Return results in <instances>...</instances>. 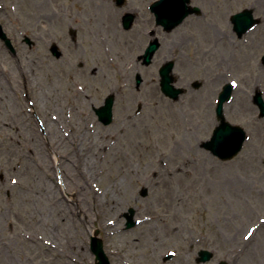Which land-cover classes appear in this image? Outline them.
I'll list each match as a JSON object with an SVG mask.
<instances>
[{
  "label": "rangeland",
  "instance_id": "1",
  "mask_svg": "<svg viewBox=\"0 0 264 264\" xmlns=\"http://www.w3.org/2000/svg\"><path fill=\"white\" fill-rule=\"evenodd\" d=\"M129 1L119 9L113 0H96V4L90 0H0V22L17 49L12 55L0 41V264H95L90 240L96 230L110 264H199L201 250L214 253L208 264H264V248H258L264 228L250 246L238 245L248 243L249 227L264 225L260 222L264 216V202H260L264 197V119L253 102L257 90L264 95V0H194L192 5L207 14L216 35L209 42L200 35L193 38L190 31L198 33V25L181 24V32L190 40L181 48L176 44L177 29L171 33L157 29L161 49L150 67L139 64L137 56L145 51L151 40L148 32L155 27L146 6L151 0ZM102 2L117 12L113 19L122 37L113 39L112 19L97 7ZM247 8L261 22L255 31L238 38L226 22ZM125 10L138 14L129 31L122 27ZM69 29L76 31V42ZM33 33L39 43L31 48L23 39ZM61 36L64 55L56 61L45 44ZM219 36L233 45L225 58L219 53ZM138 38L140 46L130 50L127 44ZM105 45L107 51L111 48L114 63L104 54ZM249 48L254 50L252 58L240 68ZM98 54L101 70L97 73L92 64ZM172 59L176 86L187 90L176 102L161 92L158 74L160 66ZM122 67L130 73L132 87L137 73L144 78L140 92L123 88L122 82L128 81L117 73ZM23 77L42 112L38 116L45 134L26 112ZM108 77L109 83H104ZM54 79L57 87L51 91ZM207 80L218 87L210 88ZM73 81H77L74 86ZM200 81L204 85L193 89L191 84ZM230 81L239 90L234 92L235 101L225 106V115L230 123L243 127L249 138L237 157L221 161L202 144L217 125L214 104L219 89ZM110 93L117 97L115 117L104 126L94 108L101 107ZM203 95L208 96L205 104L210 107L204 111L202 105L201 112L195 104ZM244 101L250 105L246 111L240 109ZM137 103L142 105L140 111ZM70 106L74 112L67 110ZM52 111L59 126L50 116ZM98 127L109 134L99 149L89 147L98 160L88 172L91 177L86 176L87 182L78 176L67 180L65 174L83 171L81 148L69 142L78 137L86 149L87 136L94 141ZM179 140L187 151L175 144ZM250 154L255 158L250 159ZM221 180L234 181L239 187L226 191ZM82 190L89 194L82 195ZM107 195L120 206L109 210L104 204ZM131 210L135 225L127 229ZM153 233L155 239L150 237ZM227 237L236 239L226 243ZM231 246L236 250H229ZM170 253L175 256L166 262Z\"/></svg>",
  "mask_w": 264,
  "mask_h": 264
},
{
  "label": "bare ground",
  "instance_id": "2",
  "mask_svg": "<svg viewBox=\"0 0 264 264\" xmlns=\"http://www.w3.org/2000/svg\"><path fill=\"white\" fill-rule=\"evenodd\" d=\"M95 1L96 0H90V3L91 4H96L95 3ZM97 7L101 10V13H106L112 20H111V22H112V29H111V32H112V37H113V39H116V36H118V37H122L121 35H123V33H122V31H120L119 29H118V25H117V21H116V23H115V19H113V18H115V16H116V11L114 10V8H113V6L110 4V3H105V2H102V3H100L99 5H97ZM193 21H195L196 23H198L199 25H200V37L204 40V41H206V42H209L215 35H216V31L215 30H213V28L211 27V25L210 24H208V23H204V22H200V21H198L197 19H195V20H193L192 18H189L187 21H186V23H188V24H190V23H192ZM229 26H232L233 25V22H226ZM181 30H182V26H180V27H178V29H177V32H179L180 34H179V36H178V38H177V40L178 41H183V42H188V41H190L188 38H186L184 35H183V32H181ZM256 30V29H255ZM254 30V31H255ZM113 32H115V33H113ZM218 35H219V33H218ZM220 35H221V33H220ZM218 38H221L220 39V41H222L225 37L223 36V38L221 37V36H219ZM98 40H99V43L103 46V44H102V41H101V38H100V35H99V37H98ZM141 39H135V42H132L131 44L129 43V44H127V47L131 50V49H134V48H136L137 46H140V43H141ZM105 42H106V39H105ZM254 42H255V40H254ZM107 43V42H106ZM231 42H222L221 43V45H220V50H219V53L225 58L226 56H227V54H228V52H230L231 50H232V47H233V45L232 44H230ZM260 43L262 44V41L260 40ZM108 44V43H107ZM108 45H110V44H108ZM213 50V47H211L210 49H209V51H212ZM252 49L251 48H249L248 49V51L250 52ZM252 51H254V50H252ZM251 51V52H252ZM251 52L248 54V56H245V59H243L242 61H241V64H240V68H241V65H242V67L245 65V62L247 61H249L250 60V58H252L251 57ZM104 54H105V52H104ZM109 54H110V56H112V58H111V60H116V58H115V56L114 55H112L113 53H112V50H111V48L109 49V52L107 53L106 52V56H109ZM93 58H94V56H93ZM109 58V57H108ZM120 58H124V59H126V56H124V55H121L120 56ZM101 59V57H100V55L98 54V55H96V57L94 58V64H92V69H96V72L98 73V71L99 70H101L98 66H97V61H99ZM117 60H119V59H117ZM211 66H209V68H210ZM98 75V74H97ZM58 80L57 79H54V83H53V85L51 86V91L52 90H56V87H57V85H54L56 82H57ZM109 81H110V78L108 77V78H106V79H104V83H109ZM208 85H210V88L211 87H214V89H216L217 87H218V84H216V83H213V82H211V83H209ZM216 91V90H215ZM241 92V91H240ZM237 97H236V94H235V96H234V99H233V101H235V99H236ZM199 99V101L195 104V106L196 107H200V110H201V112H202V105H203V109H204V111H206V109L208 108V107H210V106H207L206 104H205V102H206V100H208L209 98H208V96L207 95H203V96H201L200 98H198ZM205 99V100H204ZM233 101H232V103H233ZM203 102V103H202ZM232 103H230V104H232ZM245 103V104H244ZM13 105H15V103L13 102ZM204 105H205V107H204ZM246 106H250L249 104H248V102L247 101H244L241 105H240V109L242 110V111H246V109H247V107ZM208 112H211V110H209ZM49 125H51V126H53L54 127V124H52V123H50ZM71 126H73V125H71ZM256 132H258V131H256ZM108 134L109 133H107L104 129H102L101 127H98V129H97V133H96V138H95V140L94 141H90V135H88L87 136V131H85V133H84V137H86L87 136V140H88V142L89 143H87V144H85L86 145V149H87V151H86V149L83 147L82 148V146L84 145L82 142H80L79 143V139H78V137H73V141L74 142H76V144L75 143H72V142H69L72 146H74V145H78L80 148H81V150H80V160H81V162H82V164H83V171H82V173H76V175L75 174H65V177H66V179L67 180H71V179H75V177H77L78 176V178L80 179V178H83V182H87V178L88 177H91V174H88V172L89 171H91L92 172V168L93 167H95L96 165H97V163H98V160H97V156H96V152H91V149L90 148H97V149H99L101 146H102V143H103V140L108 136ZM192 134V133H191ZM186 137H189V133L188 134H186ZM37 138V137H36ZM77 139H78V143H77ZM176 145H178L179 147H180V149L182 148V149H185L186 151H187V149L183 146L182 147V144H183V141H181V140H179L178 142H176L175 143ZM178 146H176V147H178ZM90 147V148H89ZM176 149V148H175ZM42 151V150H41ZM176 151H177V149H176ZM37 152V151H36ZM188 152H190V151H188ZM200 155V154H199ZM249 158L250 159H253V158H255L253 155H249ZM184 161L185 162H188L187 161V159H184ZM200 161V160H199ZM90 163V167H88V168H90V169H88L87 167L85 168L84 166H85V164L84 163ZM165 169H167V168H165ZM160 173L159 174H162L163 173V171H162V169L161 168H158L157 169ZM86 176H88V177H86ZM231 185H234V186H232V187H230ZM220 186L221 187H223V189H225L226 191L227 190H236V187L238 186L239 187V185H237V184H235L234 183V181H231V182H222V180H221V182H220ZM225 186V187H224ZM241 187V186H240ZM45 188H47L48 189V192L50 191V186H48L47 184L45 185V187H44V189ZM86 194H89L88 193V191L87 190H82V195H86ZM97 201V200H96ZM92 202L94 203L93 204V207L92 208H94L95 207V200H94V197H93V199H92ZM260 202H264V197H262L261 196V198H260ZM104 204L106 205V207L110 210L111 209V207H113V208H116L115 206H118V204H119V202H115L113 199H110V197H109V195H107L106 197H105V202H104ZM119 206H120V204H119ZM102 209V208H101ZM105 212V211H104ZM260 222L261 223H263L264 224V216H263V219H261L260 220ZM109 226V225H108ZM264 228V225H260L259 227H257V228H255V227H249L248 228V230H247V233L245 234V238L246 239H248V243L246 244L245 242H240V243H238V245H239V247L240 248H242L243 249V247H246V246H250L249 244H251L252 242H256V240H258V237H259V235L261 234V233H263V232H261L262 231V229ZM121 235V233L120 234H117V236H119L118 238H122V236H120ZM150 237H152V238H156L157 237V235L156 234H152ZM235 239H236V237L235 238H232V237H227L226 238V240H225V242L226 243H231V242H234L235 241ZM263 240H264V236H263V238H262ZM128 240V239H127ZM242 244H244L243 246H242ZM227 245H229V244H227ZM236 247V246H235ZM235 247L233 248L232 246L231 247H229V250H232V251H235L236 249H235ZM258 248L260 249L259 251H262V249L264 248V241H262V244H260V246H258ZM110 250H111V248H110ZM112 251V250H111ZM113 252H117V250H114ZM125 264V263H124Z\"/></svg>",
  "mask_w": 264,
  "mask_h": 264
},
{
  "label": "water",
  "instance_id": "3",
  "mask_svg": "<svg viewBox=\"0 0 264 264\" xmlns=\"http://www.w3.org/2000/svg\"><path fill=\"white\" fill-rule=\"evenodd\" d=\"M164 3H168V1H165ZM161 5H163L161 7ZM165 5L160 3L157 4V10H158V16L161 19V21L165 24V22L171 23L174 19L172 11L169 7H164ZM244 25V23H242ZM173 27V26H172ZM172 29V28H170ZM0 33H2V28L0 26ZM5 36V35H4ZM156 47L154 46L151 51H148L147 55V63L151 62L152 54L155 51ZM173 64L167 63L164 68L162 69V75H163V81H162V89L165 92L166 95L170 96L171 98L178 99V95L181 93V90H175L171 83L173 81V78L171 77L170 73L172 71ZM231 94V90L229 88L226 89L224 93L221 94V105L225 100L229 98ZM259 103L264 107L263 102L261 99L258 100ZM220 105L219 111L222 112V107ZM111 106L112 103H108L106 107L102 108L98 111V114L100 115L101 120L108 124L111 121ZM220 120L222 121V117H220ZM245 133L243 130L239 127H233L224 121H222L220 127L215 131L214 138L211 142L203 144V146L206 149H209L215 154L216 156L220 157L223 160L232 159L235 157L240 150L242 149L243 142L245 140ZM146 192H144L143 195H145ZM132 214L128 216V228L132 227L134 225L133 222V211L131 210ZM99 232L97 231L95 233V237H92L91 239V248L93 253L96 255V264H110L109 259L107 255L104 252L102 240H100L97 235ZM212 255L208 252H201V260L202 262H206L209 259H211Z\"/></svg>",
  "mask_w": 264,
  "mask_h": 264
},
{
  "label": "flooded vegetation",
  "instance_id": "4",
  "mask_svg": "<svg viewBox=\"0 0 264 264\" xmlns=\"http://www.w3.org/2000/svg\"><path fill=\"white\" fill-rule=\"evenodd\" d=\"M63 32H64V30H63V28H62V30H61V33H62V35H63ZM68 34L71 36V34H70V30L68 31ZM63 40H64V37L63 36H61V41H60V46L58 45V47H59V55L58 56H53L52 55V53H51V49L49 50V54H50V56L53 58V59H55L56 61H59V60H61L62 59V57H63V55H64V44H63ZM25 41V40H24ZM72 41L73 42H76V38L73 40L72 39ZM36 45V43L33 45V47ZM50 45L51 44H49V47H50ZM61 47V48H60ZM122 86H123V84H122ZM124 89H129L130 88V86H128V85H125L124 87H123ZM112 94H114V93H112ZM115 97H116V95H115ZM116 100H117V97H116Z\"/></svg>",
  "mask_w": 264,
  "mask_h": 264
}]
</instances>
